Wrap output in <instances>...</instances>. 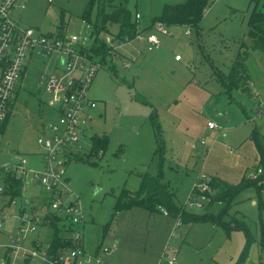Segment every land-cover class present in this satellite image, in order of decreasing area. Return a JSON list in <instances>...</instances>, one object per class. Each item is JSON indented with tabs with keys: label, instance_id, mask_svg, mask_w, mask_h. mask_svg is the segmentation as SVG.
I'll return each mask as SVG.
<instances>
[{
	"label": "rangeland",
	"instance_id": "1",
	"mask_svg": "<svg viewBox=\"0 0 264 264\" xmlns=\"http://www.w3.org/2000/svg\"><path fill=\"white\" fill-rule=\"evenodd\" d=\"M22 2L25 8L15 9L14 17L18 20L20 14L23 25L40 33L63 38L77 35L79 45L87 49L96 41L110 40L114 48L119 46L116 23L107 22L96 34L97 3L87 17L90 0ZM184 2L127 0L126 7L143 38H134L114 54L97 59L102 67L89 88V96L96 102L90 110L93 118L80 142L70 147L74 152L71 159L60 157L66 162L61 168L65 184L59 186L62 201H75L83 218L75 227L87 253V262L79 259L83 264H167L172 257L174 264H264V188L254 184L237 194L221 224L209 221L176 226V219L162 212L153 215L140 208L115 209L117 197L125 189L138 190L143 175H161L178 205L202 215L208 199L199 198L203 208H189L188 202L191 196L198 197L195 187L208 177L207 170L218 171L233 183L256 173L251 136L254 131L264 135V58L251 50L246 62L251 74L262 77L259 97L253 90L227 91L216 70L226 74L241 44L251 48L249 18L255 9L264 11V0H210L198 27L164 23L168 34H158L153 22L164 7ZM150 34L160 40L159 47L151 51L146 41ZM127 60L131 64L125 68ZM58 67L56 55H36L27 63L17 85L13 112L0 129L1 186L2 167L22 158L32 171L45 169V150L38 138H53L48 125L59 124V113L50 105L52 97L41 84L40 74L57 72ZM209 121L216 124L214 133L219 134L220 142L212 153L215 136L207 131ZM93 136L108 139L101 153H92ZM32 176L33 172L25 181L26 192L15 198L14 204L0 193V210L6 213L2 240L16 239L21 207L31 212L37 203L34 197L46 195L45 187ZM75 230L57 232L40 225L23 246L35 249L32 238L42 240L44 246L57 236L74 239Z\"/></svg>",
	"mask_w": 264,
	"mask_h": 264
},
{
	"label": "built area",
	"instance_id": "2",
	"mask_svg": "<svg viewBox=\"0 0 264 264\" xmlns=\"http://www.w3.org/2000/svg\"><path fill=\"white\" fill-rule=\"evenodd\" d=\"M25 4L21 0H0V124L5 121L11 111V103L15 97L17 85L23 73L26 72L28 58L35 52L38 55L52 57L56 55L59 67L57 72H43L40 74L41 84L51 95L50 105L59 113V124H49L48 128L53 133L52 139L38 138V143L45 150L44 171L37 172L28 169L26 158L20 159L13 164L2 167L4 171H10L26 181L28 175L33 172L34 179L45 187L47 197L51 199L48 211L43 216L32 215L29 212L21 213L18 235L12 238L8 244L0 243V264H83L80 257L86 259L87 253L83 250L81 233L75 230L76 237L73 239L74 247L70 248L67 257L65 254L56 257L49 252V245L44 246L36 240L32 243L35 249H28L23 246L30 234L34 233L42 223L46 215L54 213L72 226H79L83 223L81 212L75 201L63 202L59 192V186L65 184L64 174L66 162L60 159L67 156L68 159L74 155L71 148L73 144L79 143L85 134L87 124L92 120L91 109L96 107V102L89 96V88L97 71L102 67L101 61L90 57L89 49L80 46L79 37L72 35L70 38H63L60 35L43 34L36 28L25 26L14 17L15 9H24ZM153 29L158 34L167 35L165 24L161 21L154 23ZM189 34V30L186 31ZM136 38L142 39L143 34H137ZM131 40L118 42L115 48L111 41L106 43L112 47L110 54L117 49L129 44ZM149 49L158 47L160 40L156 34H150L146 38ZM176 59H180L176 56ZM136 57L133 55L131 61ZM131 61H125L124 67L130 66ZM86 68V69H85ZM208 127L216 129L214 122L209 121ZM262 172L259 168L251 177L252 179ZM209 177L201 180L197 186L198 197H190L189 208H203L199 198L208 199L205 192L209 189ZM5 190L0 185V193ZM15 201L12 203L14 204ZM162 213L168 216L167 210L162 208ZM6 213L0 210V230ZM182 224L180 218L176 219L175 225ZM166 248V247H165ZM172 255L175 250H170ZM175 257L167 260V264H174Z\"/></svg>",
	"mask_w": 264,
	"mask_h": 264
},
{
	"label": "trees",
	"instance_id": "3",
	"mask_svg": "<svg viewBox=\"0 0 264 264\" xmlns=\"http://www.w3.org/2000/svg\"><path fill=\"white\" fill-rule=\"evenodd\" d=\"M127 0H90L88 9L86 10L87 17L89 16L92 6L99 4L97 12V22L94 26L96 34L106 28V23H116L119 27V34L115 35L118 41L132 40L138 34L136 18L134 19L126 7ZM210 6V0H185L184 3L178 5H166L163 9L162 15L157 17L153 24L161 21L166 25L174 24L185 27H198L200 20L206 8ZM100 22V24H99ZM94 32V33H95ZM249 33L253 40V45L248 47L246 44H241L236 61L233 62L232 67L226 74H221L216 70V77L221 81L227 91L233 89H240L243 92H249L250 73L246 66L247 58L250 56L251 50H257L264 58V11L257 9L253 10L249 18ZM112 47L106 42H98L93 44L89 49L90 57L92 59H101L107 54H110ZM100 61V60H99ZM24 75V73H23ZM23 77V76H22ZM16 97V93H15ZM11 103V111L3 123L0 124V129L4 128L5 122L9 119L13 110V103ZM154 125H158L153 116ZM251 140L253 141L258 154V167L256 171L261 168L262 172L257 178H242L238 183H229L219 177H209V189L205 192L209 198L206 212L202 215L190 213L184 207L177 204L175 201L174 192L171 190L168 183L164 182L161 175L147 176L143 175L138 190L132 192L123 190L117 197L115 205L116 212L123 210H130L133 208H141L150 214L162 212V208L167 210L168 217L175 220L180 218L183 224H195L203 222L222 223L221 217L226 210L233 204L237 194L242 188L254 184L259 189L264 188V135L258 131H254ZM108 144L106 137L93 136L92 137V153H101ZM160 148H158L159 150ZM160 151V150H159ZM71 159V157H70ZM2 182L5 188L3 195L9 197L11 202L15 201L17 197H21L24 193L25 182L21 177H17L15 173L2 170ZM51 199L46 197L43 200L44 205H50ZM222 207L219 212L216 208ZM25 209L21 208V213ZM66 219L57 216L54 213L46 215L45 222L42 223L55 231L71 230L74 231L76 226L66 224ZM64 223V224H63ZM247 228V227H246ZM247 232L248 243L250 242V235ZM74 247L73 239H63L56 237L49 243V252L56 257L64 255L68 249Z\"/></svg>",
	"mask_w": 264,
	"mask_h": 264
},
{
	"label": "crops",
	"instance_id": "4",
	"mask_svg": "<svg viewBox=\"0 0 264 264\" xmlns=\"http://www.w3.org/2000/svg\"><path fill=\"white\" fill-rule=\"evenodd\" d=\"M21 2H22V0H21ZM24 3V2H23ZM21 10V9H20ZM23 10V9H22ZM21 12V11H20ZM18 16H19V18H18V20H19V22H21L22 23V19H21V16H20V14H18ZM187 28V27H186ZM159 47V46H158ZM154 48H157V47H153L152 49H149V44H148V47H147V49L149 50V51H151V50H154ZM38 56V54H36L35 52L32 54V56L31 57H29L28 58V62H29V59H32L34 56ZM176 58V57H175ZM176 60H178V59H176ZM27 62V63H28ZM27 67V66H26ZM26 70H27V68H26ZM26 73V72H25ZM250 73V72H249ZM254 73V74H253ZM252 74L250 73V79H249V92H252V90L255 92V95L256 96H258L259 97V94H260V83H261V79H262V77H259V76H257L256 74H255V72H253ZM17 94H18V91H17V89H16V97H15V100H14V103H13V108H14V105H15V103H16V101H17ZM12 112H13V110H12ZM154 116V115H153ZM207 127H208V124H207ZM43 128L45 129V126H43ZM214 130L215 129H210L209 127H208V133L209 134H211V135H213V136H215V141L213 142V145H212V148H210V151L209 152H211L212 150H213V147H216V144L217 143H220L217 139H218V137H219V134H216V133H214ZM218 141V142H217ZM252 144V143H251ZM224 145V144H223ZM245 146V145H244ZM244 146L242 147V148H244ZM253 147V146H252ZM254 148V147H253ZM254 150H255V153L253 154V157H254V163H255V168H257L258 167V154H257V151H256V148H254ZM158 152H160L158 149H157V153ZM253 152V151H252ZM212 153V152H211ZM225 153V152H224ZM228 155H229V153H227ZM230 156V155H229ZM32 171V170H31ZM207 174H208V177L210 176V177H212V176H215V177H219V178H221L222 180H224V181H227V182H229V183H233L231 180H228V179H226L224 176H223V174H220L218 171H210V170H207V172H206ZM205 173V174H206ZM207 177V176H206ZM33 180H34V178H32ZM24 182H25V180H24ZM238 183V182H237ZM26 192V190H25V188H24V193ZM45 196L43 195V196H41L40 194L39 195H36L34 198L36 199V201H37V203L35 204V205H33L32 206V210H31V212H29V213H31L32 215H34V214H36V215H40V216H43L44 214H46L47 213V211H48V207L46 206V205H44L43 204V200L44 199H46V197H47V192L45 191ZM22 209H24L25 207H21ZM141 209V208H140ZM145 211V210H144ZM26 212H28V211H26ZM149 213V212H148ZM150 214V213H149ZM20 215H21V212H20V214H19V219H20ZM153 215H155V214H153ZM165 216V215H164ZM168 217V216H167ZM18 218V217H17ZM168 218H170V217H168ZM21 225V224H20ZM19 225V226H20ZM19 226H18V230H19ZM44 226H46V225H44ZM3 234V231H2V229L0 230V236ZM39 236H40V234H38ZM2 237H0V243L1 244H4L5 242L6 243H8V242H10V241H6L5 239L4 240H2L1 239ZM32 238V237H31ZM36 240H38V241H40V242H42V240H40V239H36V238H32V240H31V243H33L34 241H36ZM43 243V242H42Z\"/></svg>",
	"mask_w": 264,
	"mask_h": 264
}]
</instances>
